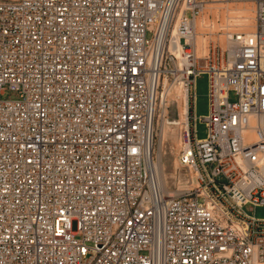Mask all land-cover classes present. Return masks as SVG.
<instances>
[{"label": "built area", "instance_id": "obj_1", "mask_svg": "<svg viewBox=\"0 0 264 264\" xmlns=\"http://www.w3.org/2000/svg\"><path fill=\"white\" fill-rule=\"evenodd\" d=\"M245 5L252 29L222 21ZM246 207L264 208V0H0V264H264Z\"/></svg>", "mask_w": 264, "mask_h": 264}, {"label": "rangeland", "instance_id": "obj_2", "mask_svg": "<svg viewBox=\"0 0 264 264\" xmlns=\"http://www.w3.org/2000/svg\"><path fill=\"white\" fill-rule=\"evenodd\" d=\"M246 8L251 9V5H246ZM252 10V9H251ZM253 15V12H252ZM225 18L222 19V21ZM232 24H243L242 22L234 20ZM2 100H15L17 96L13 93H6L1 97ZM231 103L237 102V97L234 93L229 95ZM177 107L173 106L170 109V116L176 117ZM209 114V99H208V76L204 75L196 80V103H195V116H196V136L199 141H204L207 138V127L202 123L201 119L207 117ZM177 139L169 138L164 148V154L162 156V162L164 165L165 173L167 176V188L170 190L175 189L173 178L175 175V168L177 167ZM157 153L159 150L157 143ZM178 173V172H177ZM245 213L251 217L256 216L259 219H264V208H259L255 212L250 211V207L244 209Z\"/></svg>", "mask_w": 264, "mask_h": 264}, {"label": "bare ground", "instance_id": "obj_3", "mask_svg": "<svg viewBox=\"0 0 264 264\" xmlns=\"http://www.w3.org/2000/svg\"><path fill=\"white\" fill-rule=\"evenodd\" d=\"M227 18H228V21L236 20V21L242 22L246 26L247 29H252L254 27V15H252L251 9L246 8V5L244 6V9H242V6L240 7L237 6V9H235L233 6H229L227 8L226 18L223 20V22H226ZM209 27H211V32H216V29L219 28L216 21L213 24H211ZM175 92L179 94L177 90ZM177 111L180 115V118L183 119L185 109L183 108V103L181 101H179L177 104ZM169 138L177 139V143H176L177 151L176 152L179 153L183 145L179 138L177 131L168 129L167 127L162 128V132L160 133L159 139L157 141L159 150H158V153L156 150V154L158 156V161H159L158 169L160 173V182L162 183V186L164 187H167V176H166L164 165L161 159L164 154L165 145L169 141Z\"/></svg>", "mask_w": 264, "mask_h": 264}]
</instances>
